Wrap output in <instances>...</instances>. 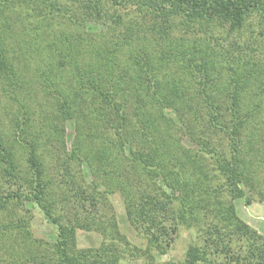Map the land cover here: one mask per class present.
Here are the masks:
<instances>
[{"label": "trees", "instance_id": "16d2710c", "mask_svg": "<svg viewBox=\"0 0 264 264\" xmlns=\"http://www.w3.org/2000/svg\"><path fill=\"white\" fill-rule=\"evenodd\" d=\"M68 1L0 0L1 91L16 102L42 92L55 114L42 135L25 103L18 133L0 123V264H121L140 252L158 264L183 226L192 241L169 264H264V235L235 205L264 200V59L257 34L232 33L259 11L264 35V0ZM59 17L75 31L54 30ZM56 142L51 173L42 149ZM116 195L146 247L114 212L98 221ZM28 203L57 225L54 241L34 234ZM79 229L100 243L80 246Z\"/></svg>", "mask_w": 264, "mask_h": 264}, {"label": "rangeland", "instance_id": "374dc122", "mask_svg": "<svg viewBox=\"0 0 264 264\" xmlns=\"http://www.w3.org/2000/svg\"><path fill=\"white\" fill-rule=\"evenodd\" d=\"M64 5H68V0H61ZM262 12L256 11L253 12L252 15H250L249 19L247 20L245 26L235 32H232L235 37L241 38L242 40H248L250 39V36L257 34V39L254 41L253 39H250L254 41L253 46L258 49V54L261 55V57L264 59V35L263 33L259 34V30L257 28L258 21H260V18H262ZM65 19L63 17H59L53 22V29H63L68 32H74V26L69 27L66 23ZM107 24H93L90 23L88 26L89 30L91 31H103L106 29ZM255 27V29H254ZM218 29L219 31L226 36V29L223 25L219 23ZM257 31L253 32V31ZM222 34V35H223ZM253 34V35H252ZM2 84H0L1 87ZM34 90H38L37 87L34 88ZM25 93H22L20 95L21 102H16L9 96H6L0 88V123L4 130V132L7 135H11L14 131V129L18 133V127L16 126L17 119L23 120V110L24 108L20 105L22 103L31 105L33 110L30 111V118L29 124L32 127V130L36 134L42 135L45 133L46 126L43 124V122L47 123L50 122L52 118L54 117V113H49L51 110L53 111L52 105H53V99L51 96H47L46 94L39 92L35 93L33 90L28 93V96ZM40 102H42L40 104ZM35 107H38L39 109L35 110ZM48 111V117L46 120L44 119L45 112ZM54 123L56 121H53ZM67 129V146L72 148L73 140H74V123L68 122L65 125ZM43 131V132H42ZM42 132V133H41ZM50 140V137L43 136L42 141ZM184 142L188 143V138L184 137ZM56 144H59V142H56L53 144V146L44 147L42 149V154L44 156V159L47 163V166L50 164L49 172L54 173V170L52 168L54 163V159L56 161H60L63 159V146L60 144L59 147H57ZM49 149H52V152L49 151ZM46 153H50V156H46ZM59 158V156H61ZM47 159V160H46ZM83 169L85 171V174L88 176V181H91V172L89 170V166H86V163H83ZM77 171V170H76ZM78 173V172H77ZM97 198V196H95ZM250 197H252V203L250 205L246 204L245 199H238L235 201L237 213L240 216V218L245 221L247 224H249L252 228H254L258 233L261 235H264V200L258 198V196L255 193L250 194ZM88 205V209L90 210V206ZM33 205L31 203H28V207L33 208ZM103 209L100 211L102 213V217L98 219L101 220V222H105L108 219L111 218V215H113V212L118 217L119 225L121 227L122 232L126 233L131 241H133L136 244H140L142 246L146 245V240L141 238L136 231L130 226L127 216H126V210L123 199L119 196H113L111 199L108 200L104 199L102 203ZM82 208V207H81ZM35 217L33 219V232L36 236L45 238L49 241H54L56 239L58 229L57 225H55L52 222L47 221L45 219L44 214L40 211L39 208H33ZM84 214H86V211H83ZM6 213L0 212V219H3L6 217ZM194 237V236H193ZM78 239H79V245L82 247L87 246H96L100 243L101 236L96 232L93 231H85L82 229L78 230ZM192 241L191 233L189 230L185 229V227H182V230L180 233H178L175 236L174 241L171 243V245L168 248L167 252H159L156 251L154 253V262L155 263H162V264H169L171 261H178L184 257L185 251L189 245V243ZM146 247V246H145ZM144 247V248H145ZM137 253V252H135ZM147 257L146 255H144ZM141 255V252L137 254L129 255L126 260H123L121 264H142L144 257ZM139 257V258H138Z\"/></svg>", "mask_w": 264, "mask_h": 264}]
</instances>
